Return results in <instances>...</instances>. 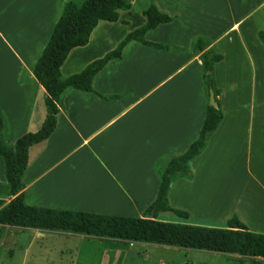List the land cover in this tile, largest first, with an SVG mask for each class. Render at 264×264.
I'll return each mask as SVG.
<instances>
[{"label": "crops", "instance_id": "0c3cea01", "mask_svg": "<svg viewBox=\"0 0 264 264\" xmlns=\"http://www.w3.org/2000/svg\"><path fill=\"white\" fill-rule=\"evenodd\" d=\"M68 1L0 0V114L7 144L39 130L46 118L47 91L34 65ZM129 1L118 21H100L90 42L70 52L62 75L116 48L147 22L143 11L153 2L174 20L144 38L170 48L130 40L122 57L94 77L99 94L65 89L55 131L30 148L26 199L31 193L33 205L145 216L162 172L198 137L210 104L202 52L195 47L203 37L206 49L223 55L214 65L223 118L191 162L192 176L178 177L170 188L169 204L190 214L176 222L224 227L237 215L249 230L264 233V0ZM211 190L214 204L198 200ZM5 192L0 198L8 202L12 196Z\"/></svg>", "mask_w": 264, "mask_h": 264}, {"label": "trees", "instance_id": "16d2710c", "mask_svg": "<svg viewBox=\"0 0 264 264\" xmlns=\"http://www.w3.org/2000/svg\"><path fill=\"white\" fill-rule=\"evenodd\" d=\"M129 0H84L81 4L68 1L58 19L48 43L34 65V74L47 91V115L37 131L20 136L15 143L4 140V119L0 114V156L5 163V174L10 185L12 198H0V240L6 225L22 228L55 229L94 235L124 241L153 242L185 248H197L215 252L237 254L249 258L250 264H261L264 258V233L249 230L237 215L228 219L226 226H203L188 222H171L158 218L160 212L172 211L177 216L188 219V211L177 209L169 204L168 194L180 176H192L191 162L201 154L210 135L216 130L223 118L218 98L220 89L216 85L214 65L223 55L206 49L203 37L196 40V49L202 52L204 79L215 92L217 106L208 104L206 116L198 137L182 154L172 157L162 172L158 194L148 207L154 217L129 216L71 210L33 205L27 202L24 192L23 176L29 165L30 148L48 139L55 131L58 122L59 100L68 87L99 94L93 87L96 74L112 59L122 57L123 49L130 40H139L155 48H170L169 45L148 41L146 32L158 25L174 20V16L162 11L156 3H151L143 14L147 22L128 33L116 48L108 51L85 66L81 71L63 76L61 67L70 52L79 46H86L94 29L100 21L116 22L121 10H129ZM264 41V32H260ZM102 96V95H101Z\"/></svg>", "mask_w": 264, "mask_h": 264}, {"label": "rangeland", "instance_id": "374dc122", "mask_svg": "<svg viewBox=\"0 0 264 264\" xmlns=\"http://www.w3.org/2000/svg\"><path fill=\"white\" fill-rule=\"evenodd\" d=\"M142 3L136 5L134 12H138ZM0 159L3 158L0 156ZM5 191L10 193L4 170V173L0 171V195H6ZM35 197L29 193L26 200L32 203ZM144 215H150L148 208ZM158 218L181 221L173 212L160 214ZM0 264H250V259L225 252L153 242H129L64 230L6 226L0 240Z\"/></svg>", "mask_w": 264, "mask_h": 264}, {"label": "bare ground", "instance_id": "6f19581e", "mask_svg": "<svg viewBox=\"0 0 264 264\" xmlns=\"http://www.w3.org/2000/svg\"><path fill=\"white\" fill-rule=\"evenodd\" d=\"M217 192L214 190L208 191L207 192V196H205L206 198H202V200H200V198L198 199L199 201H203L205 204H214V202L216 201V194ZM228 195V194H227ZM234 195V193L232 194ZM229 197V196H226ZM219 200L217 203L219 202H225L227 200V198H223V199H217Z\"/></svg>", "mask_w": 264, "mask_h": 264}, {"label": "water", "instance_id": "95a60500", "mask_svg": "<svg viewBox=\"0 0 264 264\" xmlns=\"http://www.w3.org/2000/svg\"><path fill=\"white\" fill-rule=\"evenodd\" d=\"M210 104L213 105V106H217V102H216V97H215V92L214 90L211 88L210 89ZM150 218L154 217V213L152 212L150 215H149Z\"/></svg>", "mask_w": 264, "mask_h": 264}]
</instances>
